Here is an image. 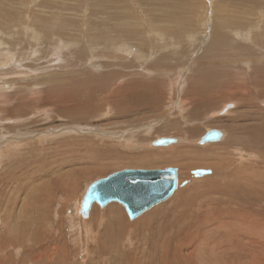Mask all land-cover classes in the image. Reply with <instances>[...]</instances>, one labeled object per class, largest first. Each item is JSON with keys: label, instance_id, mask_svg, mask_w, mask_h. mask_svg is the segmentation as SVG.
I'll return each instance as SVG.
<instances>
[{"label": "rangeland", "instance_id": "374dc122", "mask_svg": "<svg viewBox=\"0 0 264 264\" xmlns=\"http://www.w3.org/2000/svg\"><path fill=\"white\" fill-rule=\"evenodd\" d=\"M212 24L227 41L257 52V62L264 60V46L258 47L264 44V0H0V264H132V249L141 257L139 244L129 234L117 237L114 230L123 234L127 223L141 221L146 222L138 234H145L147 246L151 240L168 246L174 236L183 237L190 249L196 247L197 263L233 264L231 256L247 253L253 238L258 245L252 264H264V197L254 195L264 187V142L248 139L264 123V96L251 82L262 77L254 76L252 66V75L244 73L243 62L251 58L229 50L207 57L227 73L220 84L210 81L209 93L191 88L192 65L215 35ZM128 61L140 66L143 79L123 78ZM87 73L101 74L107 87L121 89L99 90L93 117L77 116L82 111L75 110L70 119L61 108L68 105L56 101L63 89L55 87ZM123 82L157 86V103L119 112L126 108L115 104L132 90ZM49 88L55 92L48 93ZM240 89L243 97L236 93ZM203 92L210 105L204 112L194 101ZM228 103L235 108L216 114ZM211 129L221 131L222 140L199 145ZM191 130L198 134L189 135ZM160 138L176 142L151 146ZM168 168L177 171L176 190L133 221L118 203L103 208L94 203L87 217L78 214L83 193L95 180L123 170ZM195 169L212 174L194 179L190 172ZM180 194L181 205L174 203ZM160 210L163 217L154 213ZM189 214L194 225L186 220ZM246 221L253 223L252 233L244 231ZM232 233L238 235L233 243L240 251L226 254L223 244L231 243ZM207 241L216 244L218 258L207 254ZM153 249L158 252L159 246ZM166 256L159 264H174ZM147 257L140 264H154L157 258ZM241 262L248 264L247 256Z\"/></svg>", "mask_w": 264, "mask_h": 264}, {"label": "bare ground", "instance_id": "6f19581e", "mask_svg": "<svg viewBox=\"0 0 264 264\" xmlns=\"http://www.w3.org/2000/svg\"><path fill=\"white\" fill-rule=\"evenodd\" d=\"M212 29L214 30L213 32H215L214 34V37H210V41L207 43V45L205 46V48H204V50H203V53L202 54H200L196 59V61L193 63V65H192V71L197 75V81H199V82H197V81H192V79H194L195 77H196V75H194L195 77H193V78H190L189 77V83H193V85H191V88H195L196 86H198V87H200L201 88V91H205L207 88H208V85H209V83H210V81H211V83L212 84H214L213 82H217L215 85H216V87L218 86V84H220V83H218V80L220 79H222V77H224V76H226V74H225V71H224V69L222 68V66H219V65H217V63H215V62H211V61H209V56H212L213 57V53H216L215 54V57H216V55L218 54V56L220 55L221 56V54L222 53H225V52H227V51H229L230 50V52H237V50L236 49H238V53H236L235 55L236 56H240V57H248V58H251V60H249V61H246L245 60V62H243V64L245 65L244 67L246 68V71L244 72V73H249L250 75H252L253 73H252V68L250 67V66H252L253 67V69H254V76L256 75V76H261L262 78H260V79H251V82L254 84V87L255 88H258L259 89V91H260V89H261V91H262V94H260V95H262V96H264V84H262L261 83V81L263 80L264 81V60H262L261 62H257V60L255 59V58H257L256 56H258V54H257V52L255 53V52H253V50H249V49H245V48H242L241 47V44L240 43H237V42H233L232 41V39L231 40H228L227 41V38H225V37H223L224 35L221 33V31H220V29L217 27V26H215L214 24H212ZM253 40H254V42L255 43H258V39L257 38H253ZM255 45V44H254ZM259 45L260 46H258V47H263L264 46V44L262 45V43H259ZM256 48V47H255ZM254 49V48H253ZM260 49V48H259ZM182 53V52H181ZM171 55V54H170ZM186 55V54H185ZM168 56V55H167ZM173 56V55H172ZM171 56V57H172ZM188 56V55H187ZM169 57V56H168ZM184 57V56H183ZM207 57H209L208 58V60H207ZM261 57V56H260ZM165 58V57H164ZM185 58V57H184ZM217 58V57H216ZM179 59V58H178ZM186 59V58H185ZM211 59V58H210ZM222 59V58H221ZM224 59V58H223ZM223 59H222V61H223ZM162 60H163V58H162ZM215 60H217V59H215ZM130 61H128V63L127 64H125V66L127 67V69H128V71H127V73L124 75V77L123 78H125V79H129V76L130 75H137V76H139L140 78H142L143 79V77H145V75L144 74H142L144 71H142L141 70V72H140V66L139 65H134L133 64V62H131V63H129ZM223 63V62H222ZM225 63V62H224ZM228 63V62H227ZM165 63H163V64H161V65H164ZM230 64V63H229ZM150 65H152V64H150ZM156 65V64H155ZM155 65L153 64L152 65V67H155ZM158 65V64H157ZM161 65H159L160 67H161ZM122 68V67H121ZM157 68V67H156ZM227 69V68H226ZM114 70V69H113ZM228 70V69H227ZM97 71H99V70H97ZM96 71V72H97ZM125 71V70H124ZM110 72V71H109ZM192 72V73H193ZM107 74V73H106ZM228 74L230 75L231 73L230 72H228ZM87 75L88 76H83V78H82V80H78V79H80V78H69L68 79V81L69 82H65V83H61V84H59L57 87H55V89H58V90H60L61 91V89H63L62 90V92H60V93H57L56 95H59L58 97H57V100L56 101H58L59 99H60V101H58L57 103H66V105H68V107L67 106H65V107H61V108H63V110L65 111V112H63L64 113V116H66V117H70V119L71 118H73L74 117V115L73 114H75L76 113V111H82V113H80V114H78L77 116H82L83 118H86L85 117V113H86V115L89 117V116H91V115H93V114H95V112L97 111V106L95 105L94 106V104H100V102H96V100L98 99L97 97H98V95H99V93H101V91L99 92V90H101V89H105V90H107L108 88H110V87H112V86H109V87H107L106 86V83L108 82V80H104V77L103 78H101L100 76H101V74H98V73H95V74H92V73H87ZM108 75H112L111 73H109ZM120 75H123V73H122V71H119V74H118V76L117 77H121ZM232 75V74H231ZM143 76V77H142ZM162 76V75H161ZM100 77V78H99ZM113 78V77H112ZM114 79H115V76H114ZM124 79V81H126ZM225 79H228V77L227 78H225ZM137 80H139V79H137ZM141 80V79H140ZM195 80V79H194ZM59 81V80H58ZM143 81V80H142ZM157 81V80H156ZM224 81V80H223ZM226 81V80H225ZM138 82V81H137ZM123 83H125V82H123ZM160 83V82H159ZM227 83V82H226ZM251 83V84H252ZM122 84V83H121ZM211 84V85H212ZM229 84V83H228ZM112 85V84H111ZM126 87V89L128 90V88H131V86H132V90L131 91H129V92H127L126 90V92L127 93H125V95H124V93L123 92H125V91H123L122 93H123V95H124V97H123V99H122V101H120V102H118V103H116L115 104V106L118 104V106L120 105V108H122L123 106L126 108H124L125 110L124 111H119V112H125V111H130V113L133 111V112H138V111H140L142 108H144V107H147V106H151V107H153L154 106V104H156L157 103V99H158V97H157V92L156 91H158L157 90V86H155V87H153L152 86V88H148L147 87V84L145 83V82H142L140 85H136L135 83L134 84H128L127 82L124 84ZM85 86V87H84ZM117 88H120L121 89V86H117V85H115ZM114 86V87H115ZM222 86H224V84L222 85ZM70 87H73V88H70ZM114 87H112V88H114ZM128 87V88H127ZM141 87H143L142 89H141ZM210 87V86H209ZM212 87V86H211ZM210 87V89L212 90L213 88H211ZM225 87V86H224ZM251 87V86H250ZM247 88H249L248 86H247ZM115 89V88H114ZM113 89V93H111L110 95L111 96H115V90ZM195 89H197V88H195ZM199 89V88H198ZM254 89V88H253ZM29 90V89H28ZM108 90H110V89H108ZM209 90V89H208ZM208 90H206V91H208ZM211 90H210V92H211ZM245 90V89H244ZM49 92L48 93H53V92H55V91H53V88H49V90H48ZM57 91V90H56ZM65 91H67V92H65ZM103 92H106L107 93V91H103ZM117 92H119V90H117ZM196 92V91H195ZM198 92V91H197ZM196 92V93H197ZM106 93L104 94V96L106 95ZM207 93H209V91L207 92ZM207 93H205V92H203V94L204 95H202L199 99H195L194 101H196V100H198L197 101V103L199 102V103H201V106H200V108H202L201 110H203V112L204 111H209V109H207L209 106H208V104H209V102H207L208 101V98H207ZM237 94H239V96L240 97H243L246 93L245 92H243V90H239V91H237L236 92ZM248 93V92H247ZM95 94V95H94ZM102 94V93H101ZM42 95V94H41ZM109 95V96H110ZM127 95V96H126ZM186 95H188V94H186ZM253 95V94H252ZM52 96V95H51ZM100 96H102V95H100ZM107 96V95H106ZM108 96V98H110ZM191 96V95H190ZM256 96V95H255ZM261 96V97H262ZM225 95H223V99H225ZM260 97V96H259ZM187 98H189L188 96H187ZM55 99H56V97H55ZM222 99V100H223ZM98 101V100H97ZM193 101V102H194ZM46 102V101H45ZM49 102V101H48ZM53 102V101H52ZM54 103V102H53ZM71 103H72V107H71ZM111 103H113V101L111 102V99H108V103H107V105H110ZM211 104V103H210ZM216 104V103H215ZM192 105V104H191ZM14 106H16V105H14ZM19 105H17V107H18ZM111 106V105H110ZM113 106V105H112ZM197 108H199V105H198V107ZM196 107H195V109H197ZM60 109V108H59ZM86 109V110H85ZM18 110H19V107H18ZM18 110H14V111H18ZM22 110V109H21ZM61 110V109H60ZM76 110V111H75ZM118 111V110H117ZM193 111V110H192ZM102 112V111H101ZM119 112H117L118 114H119ZM62 113V114H63ZM198 113V112H197ZM98 114V113H97ZM190 114H191V112H190ZM193 114V113H192ZM200 114H201V111H200ZM217 114V113H216ZM73 115V116H72ZM76 116V117H77ZM91 117H93V116H91ZM193 117V116H192ZM78 118V117H77ZM191 118V117H190ZM67 119V118H66ZM80 119H81V117H80ZM138 120V119H137ZM137 120H136V123H138L137 122ZM139 121V120H138ZM256 128V130H254V132H252V133H250V134H248L249 135V137H248V139H251V140H253V141H257V140H261L262 142H264V123H262V124H260V125H258L257 127H255ZM228 130H230V129H228ZM244 132H242V134H243ZM249 133V132H248ZM123 134V133H122ZM195 134H198V130H191V131H189V135H195ZM236 135V134H235ZM244 135V134H243ZM256 135L258 136V138H255L256 137ZM98 150V149H97ZM182 151V150H181ZM97 152V151H96ZM98 153V152H97ZM178 154V153H177ZM146 155V154H145ZM179 156V155H178ZM173 157V156H172ZM178 157H176V159H177ZM180 158V157H179ZM171 159V158H170ZM174 159V158H173ZM90 160V159H89ZM154 160V159H153ZM155 161H157V160H155ZM174 161V160H173ZM168 162V161H167ZM172 162V161H171ZM170 162V163H171ZM176 162V161H175ZM173 163V162H172ZM152 164V163H151ZM139 171H152V170H139ZM74 174V173H73ZM69 176V175H68ZM107 177V176H106ZM105 178V177H104ZM101 179V178H100ZM99 180V179H98ZM144 180V179H143ZM96 181V180H95ZM144 181H146V182H148V180H144ZM180 181L178 180V183H179ZM225 183V182H224ZM88 188V187H87ZM86 188V189H87ZM86 189H85V191H86ZM85 191H84V193H83V195L85 194ZM252 192V191H251ZM254 192V191H253ZM174 193V192H173ZM254 195H256V196H259V199H261V200H263V197H264V187H261L260 189H258V191H255V194ZM183 194H180V196H178L177 198H176V201L174 202V203H180V205H181V203L184 201L183 200ZM258 199V200H259ZM119 204V203H118ZM184 205H185V202H184ZM124 207V206H123ZM198 207H200L201 208V205L200 204H198ZM200 208H198L199 210H201ZM194 209V208H193ZM198 209H196V210H193V211H191V213L192 212H195V211H197ZM90 210V209H89ZM125 210V209H124ZM183 210V209H182ZM89 212V211H88ZM154 213H158V214H160L161 216H162V214L164 215L165 214V211H162V210H160V211H158V212H154ZM154 213H151L150 215H152V214H154ZM190 213V214H191ZM78 214L81 216V217H83L81 214H80V210H79V208H78ZM190 214L189 215H186V220L187 221H189V222H191L193 225L195 224V221H194V219L192 218V217H190ZM241 214V213H240ZM150 215H147V216H144V218H146V217H148V216H150ZM185 216V215H184ZM183 216V217H184ZM240 216V215H239ZM241 216H243L242 214H241ZM249 219H250V221H253L252 220V218H251V216L250 215H246ZM85 217V216H84ZM87 217V216H86ZM163 217V216H162ZM143 218V219H144ZM202 218H204V216H202ZM246 218V217H245ZM150 219V218H149ZM154 219H156L155 217H154ZM241 219V218H240ZM244 220V219H243ZM136 221H139V219L138 220H136ZM141 221V220H140ZM250 221H246L245 223L247 224V227L249 228L248 230H247V227H245L244 228V231L246 232V233H252V231H251V228H253L254 227V225H253V223H249ZM146 221H141V222H133V224H130V223H127L129 226H130V228L128 227V230L127 231H123L122 233L123 234H121V232L119 231V230H114V233H115V235L118 237L119 235H125V234H129V236L130 235H132V241H136V243H138L139 244V247H140V250H139V252L141 253V257H137L136 256V252L132 249V257L130 258L131 260H132V264H140V262L142 261V260H144L147 256H149V255H154V256H157V258H156V260H155V262H154V264H159L160 262H162V261H164L165 259H167V256L166 255H169L171 258H170V260L169 261H174V264H206V263H204V262H200V263H197L196 261H195V259H196V257H195V251H197L196 250V247H191V249L189 248V241H188V239H185V238H183V237H175L174 235V238H172L171 239V241H170V243L168 244V246H165L162 242H153V240H151L152 242H150L149 244H148V246H150V247H148L147 246V242H146V239H145V234L144 235H141V236H139V231H138V226L141 224V223H145ZM154 222V221H153ZM179 222V221H178ZM180 223V222H179ZM236 225V224H235ZM222 226H224L223 224H222ZM232 226V225H231ZM112 227L114 228V223H113V221H112ZM221 227V226H220ZM226 227V226H225ZM229 227V226H228ZM143 229V228H142ZM174 229V228H173ZM256 229V228H255ZM176 230V229H175ZM187 230V229H186ZM172 231V230H171ZM178 231V230H177ZM191 231V230H190ZM197 231V230H196ZM214 230H212L211 228H209L208 230H207V232H213ZM192 232V231H191ZM237 232H239L238 230H237ZM236 232V233H237ZM169 233V232H168ZM236 233H234V235H233V233L230 235V237H231V240L229 241V242H231L229 245H225V244H223V249L226 251V254H230V253H237L238 251H240L239 250V246H240V244L238 243V244H235V243H233V241H235V239L236 238H238V235L236 234ZM170 234H171V232H170ZM13 235V234H12ZM18 235V234H17ZM176 235H178V234H176ZM205 235V234H204ZM203 234H202V236H201V233H200V235H197L198 237L200 236V237H202V238H204L205 240H209L208 238H207V236L205 237ZM258 235H260L259 233H258ZM123 236H122V238H123ZM128 236V235H127ZM128 236V237H129ZM147 236V235H146ZM172 236V237H173ZM182 236V235H181ZM197 236H195L196 238H197ZM11 237V236H10ZM166 237V236H165ZM148 238V237H147ZM151 238H152V236H151ZM169 238V237H168ZM10 239H12V238H10ZM164 239V238H163ZM224 239V238H223ZM139 240H142L143 242L142 243H140L139 242ZM157 240V239H156ZM13 241L14 242H19V237L17 238V237H13ZM22 241V240H21ZM147 241H148V239H147ZM159 241H160V238H159ZM5 242V241H4ZM128 242H130V241H128ZM9 243V242H8ZM20 243V242H19ZM5 244V243H4ZM196 244L197 243H195L194 245L196 246ZM256 244L257 243H255V241L253 240V238H251V240L247 243V247L248 248H246V252L247 253H242V256L240 257V258H238V259H235L233 256H231V261H232V263L233 262H236V263H233V264H242V262H241V258L242 259H244L246 256H247V261H248V264H252L253 263V261H255L256 260V258H254V257H256L255 256V254H254V252L256 251V250H254V248H255V246H256ZM264 244V243H263ZM12 245V244H11ZM130 245H133V243H130ZM155 245H158L159 246V250H158V252H155L154 251V249H153V247L155 246ZM201 245H203V243L201 244ZM222 245V244H221ZM258 245V244H257ZM13 246V245H12ZM200 246V245H199ZM132 247H135V244H134V246H132ZM262 247V246H261ZM11 248V247H10ZM186 248H188V249H186ZM207 249H208V255H211V258L213 259V257H212V255L214 256V257H219V255H218V251H217V247H216V244L214 243V242H212V241H207ZM245 249V248H244ZM253 249V250H252ZM131 250V249H130ZM141 250H143V252H141ZM200 250V249H199ZM244 251V250H243ZM120 253V252H119ZM130 254V253H129ZM116 255V254H115ZM122 255V254H121ZM199 255V254H198ZM22 256V255H21ZM112 256V255H111ZM119 257V256H118ZM122 257V256H121ZM199 257H201L200 255H199ZM203 257H205V256H203ZM202 257V258H203ZM210 257V256H209ZM120 258V257H119ZM148 258V257H147ZM115 259V258H114ZM117 259V258H116ZM135 259H137V261H135ZM39 260V259H38ZM134 260V261H133ZM203 260V259H202ZM215 260V259H214ZM118 261V260H117ZM213 261V260H212ZM217 264H223L224 263V261H221V260H217V261H215ZM115 263H117V262H115ZM114 263V264H115ZM122 263V262H121ZM127 263V262H126ZM129 263V262H128ZM212 263V262H211ZM216 263H212V264H216ZM124 264V263H123ZM165 264H167V263H165ZM244 264V263H243Z\"/></svg>", "mask_w": 264, "mask_h": 264}, {"label": "water", "instance_id": "95a60500", "mask_svg": "<svg viewBox=\"0 0 264 264\" xmlns=\"http://www.w3.org/2000/svg\"><path fill=\"white\" fill-rule=\"evenodd\" d=\"M234 108V103H228L217 114L224 116ZM222 138L221 131L211 129L205 132L198 144L218 143ZM175 142L174 138H160L153 141L151 146L168 147ZM190 174L194 179H198L210 176L212 171L195 169ZM177 175L173 168L152 171L123 170L112 173L88 186L79 206L80 214L86 216L94 203L100 208L110 203H119L124 206L128 219L133 221L159 203L165 202L173 194L178 186ZM186 184L185 182L181 186Z\"/></svg>", "mask_w": 264, "mask_h": 264}]
</instances>
